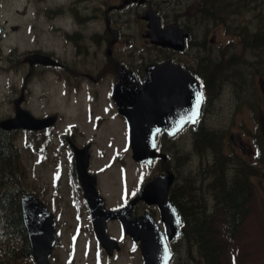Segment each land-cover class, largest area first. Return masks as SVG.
Listing matches in <instances>:
<instances>
[{"label":"rangeland","instance_id":"1","mask_svg":"<svg viewBox=\"0 0 264 264\" xmlns=\"http://www.w3.org/2000/svg\"><path fill=\"white\" fill-rule=\"evenodd\" d=\"M9 1H14L12 12H21L19 16H16L15 12L16 22L25 25L21 31V39L33 41L36 35L33 33L29 35L31 30L27 34L26 29L34 21L35 4L40 0ZM118 1L110 0L111 3L116 2V4L119 3ZM150 1L156 9L164 11V15L168 17L167 22L171 18L182 21L188 18L187 22L193 23L196 30L199 29L200 24H203L205 30L207 25L212 27L207 37L214 38V43L209 42L213 45V50L210 47L207 48L206 58L212 59L213 63L209 66V70L221 86L218 85L214 92L215 95H212L214 101L208 104V115L204 126L216 130L223 139H227L230 134L234 135L237 146L233 143L236 147L233 148L235 151L233 162H231L230 153L223 150L224 163L228 169L235 164L237 167L249 164L254 170V176L251 179L253 195L248 204L249 214L236 237L233 239L226 237L221 264H264V156L261 150L264 142V115L256 117V111L251 107L257 101L260 102L257 109L264 107V7L262 0ZM58 2L59 0H45L46 5H54ZM132 6L133 10L137 8L140 14L145 10L142 5L133 4ZM22 12L26 14L23 15ZM143 27L144 22H141V26L133 24L131 28L137 37L138 44L144 43L139 39V33ZM258 33L260 34L258 46H251L250 43L256 39L255 35ZM236 72H241L246 81H242ZM14 78L13 74L0 75V115L4 117L10 114L5 98L12 92L11 83ZM16 79L15 83L18 86L20 78ZM56 86L55 80H49L45 87L35 81L31 98L32 106L39 111L44 110L45 113L60 112L62 114L58 133L63 132L71 124H76L82 131L80 135L93 139L92 167L94 170L104 169V192L109 196L114 195L117 201L122 184L126 192L135 189L140 178L146 181L150 175L149 168H138L133 163L131 149L120 121L110 120L108 117L100 126L92 125L90 120L86 122L83 113L76 116L68 94L60 97L49 92L50 87L55 88ZM42 102L44 105H41ZM94 108L98 109L97 106ZM15 136V145L21 149V154L17 158L21 170V188L28 191H43L42 194L49 198L51 190L48 191L43 184L55 182L58 186L55 189L61 194L60 199L55 200L60 211L61 229L51 263L142 264L138 247L130 239H123L117 225H110V228L114 232L113 236L119 237L122 244L121 250L112 258L102 251L97 240L89 233L86 222L80 218L79 209L73 206L70 200L75 186L69 173L73 164L67 145L59 144L57 139H53L47 150L37 149L32 154L27 151L30 143L22 139L23 135ZM172 149L175 155H178L180 166H185L182 167L186 171L184 175L187 176L185 187L189 191L190 186L196 185L198 177L203 176L200 172L204 169L201 155L193 147L191 133H186L176 139L172 144ZM54 150L58 153L57 158H55L57 154L53 153ZM39 151L42 153L39 154ZM45 152L47 153L44 154ZM210 154L203 153L204 156ZM155 174L156 170L152 176ZM205 178V183L209 184L213 177L209 174ZM75 224L78 226L80 224V226L78 231L73 232V229H76ZM76 234H79V237ZM176 252L173 264H202L199 253L193 249L191 256L188 253L189 246L183 242L176 246ZM22 264H35V262L33 258H28Z\"/></svg>","mask_w":264,"mask_h":264},{"label":"flooded vegetation","instance_id":"2","mask_svg":"<svg viewBox=\"0 0 264 264\" xmlns=\"http://www.w3.org/2000/svg\"><path fill=\"white\" fill-rule=\"evenodd\" d=\"M133 4L139 5L137 2H131L122 10H117L114 8L117 5L116 2L111 3L110 0H59L54 5H46L45 0H40L35 4V17L32 23L34 26L31 24L26 29L27 34L31 30L29 35L32 33L36 35L35 39L31 41L21 39V31L25 25L16 22V16H19L21 12H12L14 1H0V75L8 73L15 77L11 83L12 92L5 98V102L10 108V114L6 117L0 115V120L14 117L19 108L39 119L51 115L57 116V122L51 128L16 129L10 132L11 134H22L23 137L43 142L45 145L53 139H57L58 143H65L67 147L72 144L78 148H84L93 142L91 137L84 138L83 135H80L82 131L76 124H71L63 132L58 133L62 114L60 112L45 113L44 110L39 111L32 106L31 98L35 81L45 87L49 80H55L57 86L50 87L49 92L60 97H65L68 94L76 116L83 113L86 122L90 120L94 126H100L108 117H112L110 120L120 121L125 135H128L126 120L117 110L113 96L116 68L124 67L129 71L130 76H133L137 83L141 84L146 76L147 67L166 62L181 65L202 83L205 105L201 120H204L206 89L201 77L205 68L206 50L208 47L213 48L210 43H214V38L207 37L203 24L196 30L193 23L187 22L188 18L184 21L171 18L167 22L168 17L164 15V11L155 8L161 18L162 25L179 23L188 32L186 46L183 50L156 45L152 43L151 38L143 37L144 31L147 29V22L142 18V14L137 8L133 10ZM146 6L147 8L154 7L150 0H146ZM22 14L25 15L26 12H22ZM141 22H144V27L139 33V39L144 43L138 44L137 37L131 28L133 24L141 26ZM16 78H20L18 86L15 83ZM41 105H44L43 102ZM95 106L98 107L97 110H95ZM160 137L166 139L163 134ZM231 138L233 139L232 136ZM31 146H33V151L35 148L42 147L37 143H33ZM93 151L92 147L91 152ZM71 157L72 175L76 181L74 199H77L82 205L85 204L84 195L77 179L72 153ZM134 163L140 167L143 166L140 163ZM92 166L93 155L89 173L98 175L97 187L106 200L116 202L114 195L109 196L104 192L105 180L102 172L94 170ZM148 168L155 169L156 174L169 171L175 174L176 183L169 190L171 199L175 194L176 186L181 184V181L185 185L187 180V176L184 175L186 171L178 161L176 162L172 153L165 160L160 157L156 158L152 166ZM199 179L203 181L205 176H200ZM138 185H142V178ZM123 187L122 185V190L119 192L121 199L117 207L128 204L136 196V189L124 192L125 188L123 189ZM186 193L187 191L184 190V195ZM186 196H189V192ZM180 198L181 196L178 194L179 203ZM53 199L54 196L51 201ZM185 202H189V199H185ZM188 207L189 204L185 203L184 208L188 210ZM145 212H148L162 229L164 228L156 205H148L140 201L132 208L134 216H141ZM112 224L118 225L116 221H113ZM92 232L94 233L93 230ZM179 243L180 238L171 243L174 251L173 262L177 255L175 248Z\"/></svg>","mask_w":264,"mask_h":264},{"label":"water","instance_id":"3","mask_svg":"<svg viewBox=\"0 0 264 264\" xmlns=\"http://www.w3.org/2000/svg\"><path fill=\"white\" fill-rule=\"evenodd\" d=\"M128 1L125 0L117 8H121ZM145 18L149 21L150 36L154 38V42L165 46L183 47L185 30H180L176 24L162 29L159 18L152 9L145 12ZM171 70L163 67L161 71L151 74L149 72L145 81L148 82L142 91V99H138L141 93H137L139 89L135 88V83H132L120 69L117 71L114 96L118 109L128 120L129 140L137 161L151 163L156 156L158 132L164 131L168 136H172L188 121L194 124L198 117L202 101L201 99L197 109L196 98L201 96L199 85L193 81V77L184 74L180 67L175 68L173 74ZM55 121V116L39 120L20 110L15 118L2 121L0 125L5 130L28 128L29 125L43 128L50 127ZM75 155L78 175L88 196L96 234L108 253L112 254L120 245L117 240L109 236L106 222L110 219H119L125 235L129 234L135 243L141 240L143 264H169L172 253L168 241L174 240L178 235L181 224L175 207L167 198V190L173 177H156L140 190L129 207L106 210L95 186H89L87 183L88 147L82 150L76 149ZM140 199L159 205L166 224L164 233L149 220L148 216L140 218L131 216V206ZM21 202L36 264H50L49 258L56 242L54 215L35 195L23 194Z\"/></svg>","mask_w":264,"mask_h":264},{"label":"trees","instance_id":"4","mask_svg":"<svg viewBox=\"0 0 264 264\" xmlns=\"http://www.w3.org/2000/svg\"><path fill=\"white\" fill-rule=\"evenodd\" d=\"M10 145L8 134L0 130V264H22L32 257V249L20 207L17 151L13 155ZM209 192L214 205L206 209L207 202L205 205L199 199L200 203L195 204L192 199L184 233L189 243L197 246L203 264H221L226 237L235 238L244 223L253 190L248 174L239 175L229 185L220 175Z\"/></svg>","mask_w":264,"mask_h":264},{"label":"snow or ice","instance_id":"5","mask_svg":"<svg viewBox=\"0 0 264 264\" xmlns=\"http://www.w3.org/2000/svg\"><path fill=\"white\" fill-rule=\"evenodd\" d=\"M201 99H202L201 96H198V97L196 98V105H195V107H196L197 109H198V107H199V104H200ZM193 122H194V121H193ZM165 251H167V250L165 249Z\"/></svg>","mask_w":264,"mask_h":264}]
</instances>
